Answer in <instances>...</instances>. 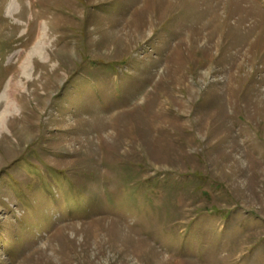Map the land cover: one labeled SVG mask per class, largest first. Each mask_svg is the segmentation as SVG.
Segmentation results:
<instances>
[{"label": "rangeland", "instance_id": "rangeland-1", "mask_svg": "<svg viewBox=\"0 0 264 264\" xmlns=\"http://www.w3.org/2000/svg\"><path fill=\"white\" fill-rule=\"evenodd\" d=\"M0 264H264V0H0Z\"/></svg>", "mask_w": 264, "mask_h": 264}, {"label": "bare ground", "instance_id": "bare-ground-1", "mask_svg": "<svg viewBox=\"0 0 264 264\" xmlns=\"http://www.w3.org/2000/svg\"><path fill=\"white\" fill-rule=\"evenodd\" d=\"M37 1V0H36ZM37 5V4H36ZM35 50H36V52H41V48H39V46H36L35 48H34ZM8 97V96H7ZM8 109H11L12 107H13V102H9L8 103ZM10 107V108H9ZM128 111V110H127ZM146 115V114H145ZM149 125V124H148Z\"/></svg>", "mask_w": 264, "mask_h": 264}]
</instances>
